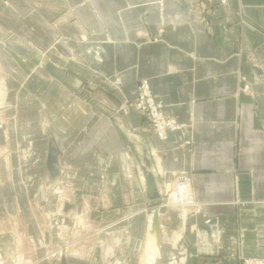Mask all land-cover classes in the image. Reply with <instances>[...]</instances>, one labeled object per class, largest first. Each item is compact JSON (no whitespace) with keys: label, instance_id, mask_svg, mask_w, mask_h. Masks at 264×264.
Returning <instances> with one entry per match:
<instances>
[{"label":"crops","instance_id":"crops-1","mask_svg":"<svg viewBox=\"0 0 264 264\" xmlns=\"http://www.w3.org/2000/svg\"><path fill=\"white\" fill-rule=\"evenodd\" d=\"M0 29L86 81L114 119L0 42L12 105L0 130L6 256L24 241L37 264H62L63 254L66 264H92L98 247L103 264H169L184 226L187 264L264 257V0H0ZM141 79L178 122L166 140L127 105ZM119 127L142 163L141 143H151L150 184L163 194L158 236L147 180ZM181 174L194 205L175 209ZM67 201L78 207L65 213Z\"/></svg>","mask_w":264,"mask_h":264},{"label":"water","instance_id":"water-1","mask_svg":"<svg viewBox=\"0 0 264 264\" xmlns=\"http://www.w3.org/2000/svg\"><path fill=\"white\" fill-rule=\"evenodd\" d=\"M0 42H3L7 47L12 49L14 52L24 55L27 58H32L33 62L37 65L42 64L46 72L52 76L54 79L58 80L59 82L66 85L68 88H70L72 91L76 92L80 97L85 99L88 103H90L96 111H101L108 117H110L112 120L113 117L111 115V112L104 109L102 105H100L98 99L95 97V91L91 89L86 81H84L82 85L76 86V74L68 69L59 67L55 65L52 61H50L48 58H44L43 55L40 52L32 51L29 47L24 45V43H21L19 40L14 39L12 36L8 35L6 32L2 31L0 29ZM120 102V101H119ZM119 134L121 136V139L123 143L130 149V152L132 155L137 159L138 167L136 168L137 175L140 177L141 173H143L144 177L147 180V194H146V206H147V213L151 216V222L149 231L152 235L158 236L160 233V220H159V212H160V206L162 205V187L152 186L150 184V177H152V172L148 169V163L147 159L145 158L146 153L150 150V142L145 141L147 145L143 142V151L144 152V163H142V160L140 158L141 155H139L137 148L135 147L134 139L129 135V133L123 129L122 127H119ZM59 155L60 150L56 146V144L53 142L50 145L49 149V158H48V166H49V177L48 179L53 180V182L56 184L58 182L57 177L60 175L61 171L59 168ZM147 163V164H146ZM142 190L144 191V187L141 185ZM78 207L77 204L73 203L70 204L68 201L65 202L64 206V212L68 213L69 210L74 211ZM72 217V215H70ZM1 254V253H0ZM1 257V255H0ZM62 264H66V256L62 255ZM92 264H103L102 259V253L101 248H97L95 252V257L92 262Z\"/></svg>","mask_w":264,"mask_h":264},{"label":"built area","instance_id":"built-area-1","mask_svg":"<svg viewBox=\"0 0 264 264\" xmlns=\"http://www.w3.org/2000/svg\"><path fill=\"white\" fill-rule=\"evenodd\" d=\"M134 105L141 115L149 121L152 130L160 139L166 140L168 133L178 128V122L166 115L164 103L155 94L149 81L139 82ZM168 204L182 208L194 205V195L186 174L179 175L176 186L170 193ZM187 258V249L178 245L177 248H174L169 263L187 264ZM241 264H264V257H244Z\"/></svg>","mask_w":264,"mask_h":264},{"label":"rangeland","instance_id":"rangeland-1","mask_svg":"<svg viewBox=\"0 0 264 264\" xmlns=\"http://www.w3.org/2000/svg\"><path fill=\"white\" fill-rule=\"evenodd\" d=\"M4 78H5L4 73H3V71H1V68H0V82L3 83V81H4V84H2V86L4 85L3 87H4V89L6 88V93H7L5 95H1V97H0V130H2L4 128V126H5L4 125L5 124V118L6 117H9V110L12 107L11 100H10V98L8 99V97H7V95H8V86H7L6 81H5ZM143 80L149 81L148 79H141L140 82L143 81ZM1 83H0V86H1ZM137 87H138V84L136 85L135 92H134L135 97H136V94H137ZM135 97L133 98V100L128 101L127 105L129 107H131V106L135 107V105H134ZM2 100L4 101L3 103H1ZM4 153H5L4 146L1 143V145H0V156H2ZM172 208L177 209V208H182V207H172ZM185 216H186V214L184 215V218H185ZM184 228L185 227L183 226V228L181 229V231L177 232L174 235V242H175V240L177 239V237L179 235H182L181 238H179V240L182 239L183 233H184ZM120 242H121V240H120ZM24 244H25L24 241H21L20 242V245H19V243H17L18 247L15 250V252L12 253V254H9L7 256L5 255V253L3 252V250H0V253H1L0 254L1 255V257H0V264H37L38 262L36 261V259H34L33 257L31 258V256H33V253L31 251H26L25 252L23 250ZM25 245H27V244H25ZM179 246H181V243L180 242H179ZM30 252H31V255L29 254ZM115 262H117V259H116ZM115 262H113V263H115ZM117 264H121V263L118 262Z\"/></svg>","mask_w":264,"mask_h":264},{"label":"bare ground","instance_id":"bare-ground-1","mask_svg":"<svg viewBox=\"0 0 264 264\" xmlns=\"http://www.w3.org/2000/svg\"><path fill=\"white\" fill-rule=\"evenodd\" d=\"M40 65H42V64H40ZM4 80V79H3ZM2 80V81H3ZM1 83V82H0ZM2 84H4V81H3V83H1V88H0V97H1V95H5V94H7L6 93V88L4 89V85L2 86ZM79 84H80V81L78 80V82L76 81V86H79ZM4 101L2 100V102L1 103H3ZM3 105V104H2ZM181 236L182 235H179L178 237H177V239L175 240V242L173 243V245H174V248H177V246L179 245V242L181 241V239L179 240V238H181ZM178 240V241H177ZM118 241V243H120V240H117ZM117 241H116V243H117ZM106 254H111V256L113 255V247H107V250H106ZM175 264V263H174Z\"/></svg>","mask_w":264,"mask_h":264}]
</instances>
